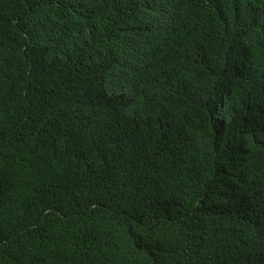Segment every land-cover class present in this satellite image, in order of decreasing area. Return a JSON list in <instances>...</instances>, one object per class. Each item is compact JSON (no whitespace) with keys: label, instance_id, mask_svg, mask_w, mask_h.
I'll use <instances>...</instances> for the list:
<instances>
[{"label":"trees","instance_id":"trees-1","mask_svg":"<svg viewBox=\"0 0 264 264\" xmlns=\"http://www.w3.org/2000/svg\"><path fill=\"white\" fill-rule=\"evenodd\" d=\"M0 264H264V0H0Z\"/></svg>","mask_w":264,"mask_h":264}]
</instances>
